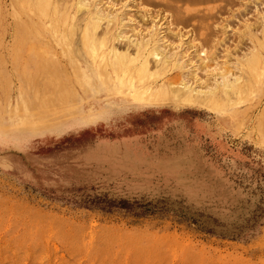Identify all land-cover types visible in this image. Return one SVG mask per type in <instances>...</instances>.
<instances>
[{"label": "rangeland", "instance_id": "rangeland-1", "mask_svg": "<svg viewBox=\"0 0 264 264\" xmlns=\"http://www.w3.org/2000/svg\"><path fill=\"white\" fill-rule=\"evenodd\" d=\"M102 4L135 19L125 36L157 23L167 48L183 39L190 66L151 59L140 84L108 56L129 45L115 22L87 47L76 0H53L51 17L0 0V264H264V81L227 103L221 91L204 106L150 100L185 79L207 90L222 71L235 78L254 46L264 63V0Z\"/></svg>", "mask_w": 264, "mask_h": 264}, {"label": "bare ground", "instance_id": "bare-ground-1", "mask_svg": "<svg viewBox=\"0 0 264 264\" xmlns=\"http://www.w3.org/2000/svg\"><path fill=\"white\" fill-rule=\"evenodd\" d=\"M22 1H25V0H22ZM28 1L29 0H27V2ZM34 2H36L37 6H38V8L42 14L49 15V17H51L50 16V13H51L50 9L52 7H54L52 5L53 0H34ZM69 2H70V0H69ZM76 2L79 6V9L86 8L88 10V14H89L87 17V20H88L87 26H86L84 33H83V38H84L83 41H85V45L87 47L89 44H91L92 46H101L100 45L101 41L102 40L106 41L105 37L107 38V35L109 34V30H108L109 27H107V30L104 32V38L102 40H100L101 38L97 34V29L100 25V22L103 21L104 19L109 21V22H107L108 26H109V23L111 21H113L117 24V27H118L117 31L118 32H117V35L115 37L116 40L121 39V38H125L127 36V35L126 36L124 35L125 34L124 33L125 32L124 27H126L129 23L134 22V20H135L132 17L134 20L132 18H129V20L126 21V19L123 17V15L122 16L120 15L121 11H118L119 9H114V5H110L109 8H111V9L106 11L107 10L106 8L103 9L102 0H76ZM25 4H27V3H25ZM62 4H63V2H62ZM62 4H61V6H63ZM123 7H124V9H127V10H129L131 8L129 5H124ZM55 13H56V11H55ZM61 15H62V13H61ZM65 15L66 14H64V16ZM66 17L67 16H65L64 18H66ZM56 21H58V20H56ZM65 22H67V21H65ZM133 24L135 25L136 23H133ZM136 28H138L137 25L133 29V31ZM160 34H161V27L157 23H154L153 28L150 31L149 35L146 34V35L142 36V34H139L138 36H133V38L127 36L128 40H129V45L126 46L127 47L126 51H119V49L113 44V47L110 49V53L108 54V56H111L114 58V62H113L114 67L116 69H120V68H123L125 66L130 65L131 68L128 72L129 74H127L129 77H131L134 69H137L136 75H137L138 83L141 84L143 81H145V79H148V73L151 74V71H152L151 70L152 69V65H151L152 60L151 59H153V63L155 64V69H158V70H159V68H161V69L166 68L170 63H172V61H174V64L179 65L182 69L190 66V64H188L189 63L188 60L185 59L186 51H184V49H183L184 40L182 39L177 47H175V48L170 47V49H171L170 50L169 48H167L168 45H165V42L163 40V38H165L164 34H163V37ZM127 37H126V39H127ZM107 40H108V38H107ZM106 42H108V41H106ZM263 44H264V42H260L261 47L264 46ZM132 45L135 46V54L133 53L134 55H132V53H130V51H129V49ZM102 46H104V44ZM175 49H178V50L172 51ZM85 50H86V48H85ZM94 50H95V48L93 49V51ZM92 55H93V53L91 54V56ZM94 58H96V57H94ZM107 61H104V62H106V65L108 64ZM104 62H103L102 66H104V64H105ZM154 64H153V66H154ZM109 65L110 64H108V66ZM196 67L199 68V66H196ZM196 70H197V68H196ZM156 72L157 71H155L154 74ZM222 73H223L222 81L220 83L217 82V84L215 86L207 88V90H205L204 88H202L200 86L199 79L196 78L191 83L185 79V80L181 81L178 85H175L173 87H169V84H168V86H166V87L164 86V88H162L159 91L155 90L153 92L152 96L150 97V100H158L160 98H162V99L169 98V94L173 93L174 95L172 98L175 100V102L177 101V102H183L185 104H195V105L198 104V105L204 106V105H209V103H212L218 99V96L220 95V94H218V91H221L222 94L226 97V100H225L226 103H227V99L230 97L234 98V99L236 97H239V98L243 97L245 95V93H241V92L244 91L247 81H251V80H256L257 82H263L264 81V79H262L263 75H264V63H263V56L259 51V45H258V47L254 46V48L251 50V52L244 57L243 61L241 62V68H240V74L239 75H237L235 78H232L229 76L228 71H222ZM101 74H102V77L106 81H108L106 66L102 67ZM105 80H104V82H106ZM120 82H122V81H120ZM50 83H51V81H50ZM88 84H92V81H89ZM226 103L224 105L225 107H226ZM212 109H213V107H212Z\"/></svg>", "mask_w": 264, "mask_h": 264}, {"label": "trees", "instance_id": "trees-1", "mask_svg": "<svg viewBox=\"0 0 264 264\" xmlns=\"http://www.w3.org/2000/svg\"><path fill=\"white\" fill-rule=\"evenodd\" d=\"M87 204L90 206L99 207L109 212L113 211L114 209H126L127 211H135L133 210V206L127 201L117 203L114 200H109L106 198H95L93 200H90V202H87Z\"/></svg>", "mask_w": 264, "mask_h": 264}]
</instances>
